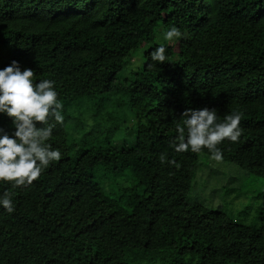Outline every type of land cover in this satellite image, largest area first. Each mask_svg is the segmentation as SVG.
I'll return each instance as SVG.
<instances>
[{
    "label": "trees",
    "instance_id": "obj_1",
    "mask_svg": "<svg viewBox=\"0 0 264 264\" xmlns=\"http://www.w3.org/2000/svg\"><path fill=\"white\" fill-rule=\"evenodd\" d=\"M173 25L182 37L164 41ZM159 44L168 59L148 67ZM13 60L34 83L55 81L65 119L48 141L59 161L27 187L0 181L15 206L0 208V264L146 263L155 251L167 264H264V192L256 222L240 224L187 197L204 190L208 151L171 146L187 108L238 111L242 134L218 145L221 159L264 177V0H0V69ZM109 100L133 118L130 144L88 136L86 109ZM0 128L14 131L2 115Z\"/></svg>",
    "mask_w": 264,
    "mask_h": 264
},
{
    "label": "clouds",
    "instance_id": "obj_2",
    "mask_svg": "<svg viewBox=\"0 0 264 264\" xmlns=\"http://www.w3.org/2000/svg\"><path fill=\"white\" fill-rule=\"evenodd\" d=\"M182 35L174 25L162 33L164 41H173ZM167 59L165 45L159 44L146 57V61L153 62L147 66L164 64ZM33 77L32 69L21 70L15 60L0 69V115L9 118L14 128L11 134L0 128V181L11 182L12 187L31 185L43 169L62 158L61 150L48 143L53 129L65 119L55 81L42 79L34 83ZM242 116L243 113L233 111L221 121L216 109L187 108L181 114L182 124L176 125L177 135L171 146L177 153H199L206 149L212 159L220 160L222 152L218 145L226 140H239ZM159 160L179 167L165 154ZM0 208L9 214L14 212V202L8 192L0 194Z\"/></svg>",
    "mask_w": 264,
    "mask_h": 264
},
{
    "label": "rangeland",
    "instance_id": "obj_3",
    "mask_svg": "<svg viewBox=\"0 0 264 264\" xmlns=\"http://www.w3.org/2000/svg\"><path fill=\"white\" fill-rule=\"evenodd\" d=\"M84 107L85 105L80 109H73L74 117L79 114L82 115L83 113L80 111L85 110ZM122 109L118 108L112 100L107 101L103 109H99V111H97L95 105L93 109L87 108L86 115L89 117L87 122L88 136L92 140L95 139L101 142L109 139L106 142L112 145L130 144L134 139V135L132 132L130 134H125V132L134 129L133 118H129L131 114L128 115ZM86 111H84V114ZM123 127L126 128L125 131H122ZM114 133L115 135H113ZM205 162L207 164L202 166L203 175L198 177L204 190L200 193H198L200 190H196L193 194H188L187 197L190 196L202 201L208 208L221 209L231 219L240 224H254L262 204L261 195L264 192V177L254 176L225 159H211ZM189 177L190 171L188 168L181 166L173 187L174 196L178 198L185 197ZM155 252L149 258L147 257L146 263L135 262L131 255H128L126 260L128 264H167L163 262L162 254L158 251ZM187 261L190 264H198V259H192L191 257H188Z\"/></svg>",
    "mask_w": 264,
    "mask_h": 264
}]
</instances>
